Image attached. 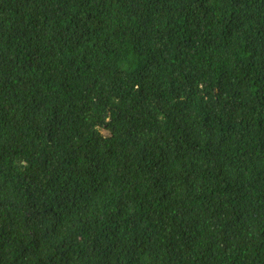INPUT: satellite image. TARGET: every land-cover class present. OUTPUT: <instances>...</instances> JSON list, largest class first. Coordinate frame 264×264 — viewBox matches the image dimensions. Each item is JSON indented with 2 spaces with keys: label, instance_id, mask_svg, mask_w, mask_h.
I'll return each mask as SVG.
<instances>
[{
  "label": "trees",
  "instance_id": "1",
  "mask_svg": "<svg viewBox=\"0 0 264 264\" xmlns=\"http://www.w3.org/2000/svg\"><path fill=\"white\" fill-rule=\"evenodd\" d=\"M0 264H264V0H0Z\"/></svg>",
  "mask_w": 264,
  "mask_h": 264
}]
</instances>
